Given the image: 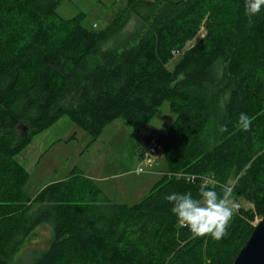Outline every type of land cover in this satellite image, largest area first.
I'll list each match as a JSON object with an SVG mask.
<instances>
[{
    "label": "trees",
    "instance_id": "trees-1",
    "mask_svg": "<svg viewBox=\"0 0 264 264\" xmlns=\"http://www.w3.org/2000/svg\"><path fill=\"white\" fill-rule=\"evenodd\" d=\"M60 3L0 0V264L42 226L30 264H232L264 213V0H127L102 28ZM166 101L169 168L139 201L77 168L27 192L17 155L61 117L92 143L120 117L138 134ZM234 177L254 208L227 216Z\"/></svg>",
    "mask_w": 264,
    "mask_h": 264
},
{
    "label": "rangeland",
    "instance_id": "rangeland-1",
    "mask_svg": "<svg viewBox=\"0 0 264 264\" xmlns=\"http://www.w3.org/2000/svg\"><path fill=\"white\" fill-rule=\"evenodd\" d=\"M126 1L61 0L58 12L65 18L83 12L86 24L102 28L110 23ZM139 22L138 17L133 15L125 30L133 31ZM204 34L205 29L202 27L184 48L192 46ZM180 53L181 51L177 52V55ZM177 57L169 63L170 68L175 66ZM175 119L176 114L166 101L159 107L151 122L138 134L126 119L120 117L107 124L101 135L91 143V135L65 115L49 127L48 131L38 134L40 139L36 135L31 144L17 155L29 172L26 190L30 195H36L47 184L66 178L77 168L103 187L112 201H139L149 193L163 171L169 168L164 147L157 139L160 134L169 131ZM151 144L160 146L159 152L153 158L146 155V148ZM237 179L238 177H234L228 187L229 195L225 197V204L229 209L227 216L242 207L254 208V204L243 196L231 195ZM208 181L215 184L210 178ZM201 203L210 205L207 196ZM261 217L257 214L254 224ZM34 231L27 240L29 242L26 241L24 247L17 251V264H30L35 252L49 245L52 234L47 226Z\"/></svg>",
    "mask_w": 264,
    "mask_h": 264
},
{
    "label": "water",
    "instance_id": "water-1",
    "mask_svg": "<svg viewBox=\"0 0 264 264\" xmlns=\"http://www.w3.org/2000/svg\"><path fill=\"white\" fill-rule=\"evenodd\" d=\"M24 134L27 127L21 125ZM232 264H264V213Z\"/></svg>",
    "mask_w": 264,
    "mask_h": 264
},
{
    "label": "built area",
    "instance_id": "built-area-1",
    "mask_svg": "<svg viewBox=\"0 0 264 264\" xmlns=\"http://www.w3.org/2000/svg\"><path fill=\"white\" fill-rule=\"evenodd\" d=\"M179 52V51H177ZM159 147L156 144H151L146 148V155L147 157L153 158L158 152H159ZM209 179H207L206 181H208Z\"/></svg>",
    "mask_w": 264,
    "mask_h": 264
},
{
    "label": "crops",
    "instance_id": "crops-1",
    "mask_svg": "<svg viewBox=\"0 0 264 264\" xmlns=\"http://www.w3.org/2000/svg\"><path fill=\"white\" fill-rule=\"evenodd\" d=\"M46 131H48V130H46ZM39 135H41V134H39ZM39 135H37V139H40V136ZM31 144V143H30ZM103 188V187H102ZM104 189V188H103Z\"/></svg>",
    "mask_w": 264,
    "mask_h": 264
}]
</instances>
